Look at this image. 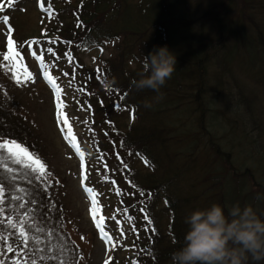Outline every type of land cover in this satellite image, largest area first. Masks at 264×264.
I'll return each mask as SVG.
<instances>
[{
  "label": "trees",
  "instance_id": "1",
  "mask_svg": "<svg viewBox=\"0 0 264 264\" xmlns=\"http://www.w3.org/2000/svg\"><path fill=\"white\" fill-rule=\"evenodd\" d=\"M36 1L13 0L9 4V0H0V22L3 24V17L7 16L6 24L11 28L10 32L5 29L7 34L4 37L10 35L20 57L28 65L30 59L22 44L31 38L37 40L36 44L43 49L41 64L55 80L62 93L61 99L65 102L69 99L71 105L76 104L84 111L82 127L90 152L101 160L98 170L107 185L112 180L117 193V207L135 222L132 236L138 255L145 264H172L171 253L184 244L188 230L184 221L189 215L183 206L177 207L172 201L173 192L170 195L168 190L172 178L165 174L158 175V179L164 182L161 183L154 174L141 177L127 169L120 160H114L112 152L123 140V133L127 132L140 136L138 141L128 140L136 146V142H140L149 132L145 142L150 143L149 147L160 141L161 131L144 127L147 114L153 110V107H144L146 101L161 110L168 107L173 99L176 112H179L178 120H187L192 115L202 125L199 114L211 110L210 105L216 104V94L219 92L216 89L212 93L209 86L214 66L221 72L217 76L214 74L218 88L223 86V79L227 80L231 75L230 64L242 59L245 54L253 60L254 65L264 70V17L260 19L261 13H264V0H208L204 16H210L212 11L207 9L212 8L218 13L220 23L228 21L231 29L237 28L241 32L239 38L234 35L235 32L231 35L232 43L217 44V47L205 42L204 25L194 19L193 4L190 7L187 0H49L48 6L44 7H39ZM257 15L260 17L256 20ZM32 19L35 22L28 29ZM251 28H254V34L250 32ZM165 45L175 53L176 71L160 89L164 94L163 99L156 102L155 92L149 89L139 91L132 81L140 78L144 55H148L154 46ZM48 48L52 52H48ZM114 48L116 51H112ZM6 51L7 46H0V53ZM105 51L109 52L108 56L103 54ZM63 79L67 81L66 84L61 83ZM12 81L11 76L4 83L0 76V89L6 92V84ZM245 106L248 116L253 115L246 102ZM133 112L138 119L136 129L126 121L122 124L123 120H130L127 115L134 116ZM120 116H124V119L118 122ZM255 125V130L261 135L263 124L256 120ZM37 132L38 128L19 111L18 104L14 101L8 103L0 93V139L11 137L37 155L35 149L42 144ZM259 153L261 157L257 169L262 172L261 177H256L252 170L251 173H241L228 159L221 160L222 154L218 162L222 169L221 178H225V183L221 185L228 188L222 195L226 199V209L236 204L235 201L241 207L250 205L264 220L262 144ZM0 178L6 181L4 176L0 175ZM241 178L247 184L238 188ZM45 186L49 190L50 184L45 182ZM4 188L3 200L13 195L12 192L17 193V187L7 181ZM258 194L261 199L256 198ZM3 207L5 211L0 219H4L2 231L7 241L0 246L6 248L11 244L18 249L22 244L17 243L18 237L11 234L13 230L7 225L9 216L16 221L17 209H7L8 204L5 203ZM48 208L46 200L42 198L37 216L31 218L29 223L38 221V226L46 229ZM145 208L148 210L142 216L141 211ZM60 227L59 224L61 232ZM52 229L59 233L58 229ZM7 256L14 257L15 252ZM47 264L56 262L49 261ZM246 264H264V259L254 261L249 255Z\"/></svg>",
  "mask_w": 264,
  "mask_h": 264
},
{
  "label": "rangeland",
  "instance_id": "2",
  "mask_svg": "<svg viewBox=\"0 0 264 264\" xmlns=\"http://www.w3.org/2000/svg\"><path fill=\"white\" fill-rule=\"evenodd\" d=\"M187 1L189 4H193V9L197 6L198 8L205 6L204 0ZM261 17H264V15H261ZM23 20H25V18H23ZM34 22L35 19H32L28 23L27 28L29 29L30 24H34ZM210 32L212 36L218 34V28L215 24ZM6 38L0 36V46H6ZM35 50L36 56L39 57L41 54L40 48L36 46ZM112 51H116V49L114 48ZM103 54L108 56L109 52L105 51ZM86 60L89 61L90 58H87ZM0 61L6 62L3 61V58H1ZM242 61L247 65H250L253 62L247 54L243 56ZM6 63L8 66L4 65V63L0 65V76L4 83L8 80L10 70L12 69V67H9V63ZM31 64L34 67L29 72L32 79H25V81L22 82V85L18 87L21 88V91H17L15 99L30 111V120L34 118L37 122L38 129L40 130V139L42 141L41 151L45 156L42 161L49 164L53 173V178L56 181L57 191L59 193L55 195L53 194L52 196L51 214L59 219V224H61L69 233V239L73 241L76 250L74 260L77 261V264H119L125 254L124 248L129 238L126 232L129 231V228L124 223L112 220V216L115 215L111 211L113 202L105 201L103 191L98 188H92L90 185L93 174L92 167L95 164V160L94 158L89 157L83 146L82 134L84 133V129L81 125L83 114L80 112L73 116L69 115L72 106L68 105V108H65L64 110V107H66L65 102L63 100L60 101V98L58 97V104L63 105V108L60 111L63 112L64 117L67 119L66 128L68 131L70 126L69 134L72 136V138H70L63 127L57 123V104L53 101V96L55 95L57 97V93L49 94L47 88L41 83L47 81V79L45 78L40 65L37 63ZM16 65L22 67L24 64L19 58ZM234 73L241 82L247 99L230 95L224 96L221 102V104L224 105L222 108L221 104L212 106L215 109H220L222 115L213 119L211 114L209 118L205 120V117L202 121L207 132L206 133L203 130L205 135H208L207 137L210 135L219 137L221 139L220 143L222 144V150L224 151H228L234 142H237L240 146L244 145L243 140L245 139L239 135L235 119L237 118L239 122H248L245 102L246 104L249 102L252 107H254L255 116H259L260 122L264 123V82H260L258 85L254 80H250L244 71H240L238 66L234 68ZM11 76L15 81L21 79L19 78V80H17V76L13 73H11L10 77ZM66 83L67 81H65V84ZM44 88H46V90H44ZM65 92L68 93V90H65ZM12 94L13 92H11V95ZM234 95H236V93H234ZM60 96H62V94H60ZM67 102H69V99ZM234 110L238 112L235 113ZM123 119L124 116L117 118L118 122ZM228 121L233 124H227ZM188 122H192L191 124L195 126L192 128V132L197 133L199 128L196 124L198 123L194 122L193 117H189ZM159 129H163L162 126H160ZM170 132L167 131L163 135L166 144L163 146H159L160 144H158L156 146L157 152L160 153V158L163 159L159 168L160 171H168L167 175L173 177L174 167H176V172H179V181L181 182L184 176L188 173L185 162L190 158L196 145L192 147V144L190 143L189 153L186 152L185 149L179 153L180 147L185 145L187 141L179 137V131L177 129L170 128ZM180 135L183 136V134ZM66 137L68 138L66 139ZM245 137L259 139V142H261L264 147V131L261 135H258V133L252 131V125H249L245 130ZM197 138L193 139L195 140L194 144L197 143ZM190 140H192V137H190ZM261 143H259L260 146ZM73 144H75V147H73ZM77 149H79V151H77ZM153 149L154 146L151 147L149 152L152 153ZM78 153L82 156L81 169L86 184H88V188H91L93 193H95L97 206L95 218L91 212L92 196H90L88 192L86 194L81 193L77 186L80 167L77 164L75 155ZM149 155L150 157H153L151 154ZM234 159L237 161L242 160L237 156H234ZM250 166L254 170L258 168L255 160L252 161ZM221 182L225 183L224 177H222ZM178 188L183 196H187L188 192L186 191L185 183L183 181L178 185ZM226 190H228V188H217L212 191L213 193H220ZM101 219L105 222L103 223L104 234L107 235V239L105 240H102L101 236H97L92 227L94 221ZM107 219L109 220L107 221Z\"/></svg>",
  "mask_w": 264,
  "mask_h": 264
},
{
  "label": "clouds",
  "instance_id": "3",
  "mask_svg": "<svg viewBox=\"0 0 264 264\" xmlns=\"http://www.w3.org/2000/svg\"><path fill=\"white\" fill-rule=\"evenodd\" d=\"M175 64V53L167 45L154 46L144 55L140 78L132 85L139 91L152 90L159 102L164 96L160 89L176 71ZM144 107L153 104L146 101ZM184 222L188 230L183 246L171 253L172 264H246L249 255L254 261L264 259V220L250 205L233 204L226 215L221 205L212 203L192 211Z\"/></svg>",
  "mask_w": 264,
  "mask_h": 264
},
{
  "label": "snow or ice",
  "instance_id": "4",
  "mask_svg": "<svg viewBox=\"0 0 264 264\" xmlns=\"http://www.w3.org/2000/svg\"><path fill=\"white\" fill-rule=\"evenodd\" d=\"M11 3H13V0H9V4ZM0 11H2V8H0ZM7 20V16L3 17L5 23ZM47 51L52 52V49L48 48ZM0 55H2L3 61L8 62L12 67L16 66L20 58V52L17 51L16 45L11 37L7 40V51L0 53ZM33 55H36V53H33ZM40 59H42V57H40ZM23 75L27 80L32 79L30 73L25 72ZM44 76L49 83L53 84L55 87V80L53 77L47 72L44 73ZM17 80H19V76H17ZM56 92L57 97H59L60 89L57 88ZM62 108L63 105L57 104V123L60 125L61 121H63V123L67 125V119L64 117L63 112L60 111ZM67 138L68 137H66V139ZM73 147H75V144H73ZM77 151H79V149H77ZM6 160L11 161L12 164L19 165L21 168L28 169L32 173H37L40 177H43L46 172V167L41 159L27 147L14 139L0 140V163H3ZM4 166L7 167L8 172L13 171V169L6 164ZM5 183L6 181L3 178H0V217L3 216L5 211L3 207ZM21 191L24 190L21 189ZM86 191L93 198L91 212L95 218V214L97 213L95 193H93L91 188L86 189ZM13 199L21 201L19 203V209H24L26 207L23 195L14 196ZM30 219V212L25 211L23 215H20L18 209L15 222L11 216L7 218V225L13 230L11 234L18 237L17 243L22 244V247L14 249L11 244H8L6 248L0 246V257H4L0 258V264H9V261L10 264H40V262L47 264L49 261H54L56 264H77V261L74 260L75 253L73 252V249L62 235L57 233L55 229H45L43 226H38V221L32 220V222L29 223ZM96 223L97 227L103 231V219L96 221ZM3 225L4 219H0V244L6 243L7 241V237L3 235ZM17 229L18 232L16 231ZM41 245H43V247H41ZM14 252V257L7 256V254ZM133 264H137V262L133 261Z\"/></svg>",
  "mask_w": 264,
  "mask_h": 264
}]
</instances>
